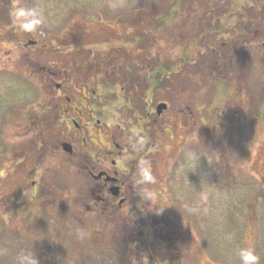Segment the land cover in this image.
<instances>
[{
    "label": "rangeland",
    "instance_id": "374dc122",
    "mask_svg": "<svg viewBox=\"0 0 264 264\" xmlns=\"http://www.w3.org/2000/svg\"><path fill=\"white\" fill-rule=\"evenodd\" d=\"M173 1L18 0L41 6L46 17L37 33L26 34L13 28L8 16L11 0H0V264H16L17 255L28 251L35 252L40 264H143V260L144 264H168L165 258L174 264H238L234 249L249 243L264 264V113L254 109L248 89L243 97L230 99L225 109L224 102H211L207 82L188 78L190 64L180 63L187 55H200L188 39L209 2L185 0L165 22ZM218 3L232 5L230 15L236 19L244 13L243 6H255L256 0ZM223 20L231 30L233 24ZM259 24L255 36L247 35L256 39L249 43L248 60L241 57L242 48L236 58L238 70L252 74L253 81L250 76L246 79L249 85L264 73L257 59L264 43ZM261 24L264 27V20ZM136 33L144 40L128 38ZM229 38L228 31L218 36L223 43ZM126 48L141 54L135 63L144 67L136 69L141 74L135 73V79L152 77L156 69L157 105L170 102L157 127V183L153 186L158 195L155 208L163 211H149L150 202L141 206L138 200L114 212L105 210L92 199L88 181L77 178L72 170L53 165L48 174L43 167L29 173L34 170L31 161L19 162L23 151H16L19 160L12 173L15 157L10 149L30 147L37 138L18 125L33 103L39 105L52 96V86L42 82L43 74L49 68L56 70L59 61L71 59L63 56V50L67 55L83 50L81 61L95 52L98 71L104 72L106 55L111 54L106 52ZM90 49L93 52L88 53ZM230 49L226 43L223 50L229 53ZM94 87L105 88L101 74ZM187 104L193 105L196 116L188 119L186 127L189 110L179 115L176 108ZM100 110L105 116L106 107ZM56 133L52 130L51 137ZM192 147L206 155L201 154L196 169L186 173L181 162ZM53 155L50 161L61 163L64 156ZM169 221L176 231L171 249V239H166ZM78 231L85 233L83 238Z\"/></svg>",
    "mask_w": 264,
    "mask_h": 264
},
{
    "label": "flooded vegetation",
    "instance_id": "af4514ba",
    "mask_svg": "<svg viewBox=\"0 0 264 264\" xmlns=\"http://www.w3.org/2000/svg\"><path fill=\"white\" fill-rule=\"evenodd\" d=\"M257 30L258 25L255 21L250 26V35L255 36ZM141 35L136 33L128 38L142 41L144 38ZM250 40L251 45L256 42L252 37ZM247 47H249L248 43L241 52L246 59L250 57L252 49V46L251 49ZM86 51L93 52L92 49ZM63 52L65 58L71 59L59 61L56 70L49 68L43 74L42 82L44 85L52 86V96L48 100L38 102L39 105L33 103L32 108L29 109L31 112L29 111L24 122L21 121L18 125L26 128L27 135L32 133V136L34 134L37 138L35 141L31 140L30 147L20 150L19 147L10 149L12 157H15L11 159L13 166L11 171L15 173V167L18 165L16 151H23L19 162L31 161L34 166V170L29 172L31 174L40 167H43L48 174L50 167L60 165V168H65L67 171H74L77 178L88 181L91 185L92 199L100 201L105 206V210L114 212L118 208H123L127 202L140 201L138 194L129 185L130 173L134 171L138 159L143 157L150 160L154 174L157 172V127L161 126L159 121L163 114L157 113V100L154 96L157 93V70L154 69L152 77L136 80L135 73L141 74L136 69L144 66L139 67L135 63L137 56H141L138 53L134 55L135 49H111L110 52H106L111 54L106 55L104 72L98 71L95 52L85 55L89 57L86 61H81L83 50H79L81 54L78 55H67V50ZM80 63L84 65L81 66ZM77 65L79 66L76 69L79 70L75 69ZM44 68L48 67L44 66ZM99 74L105 79V88L102 90L94 87ZM167 103L165 111L170 108V102ZM103 106L106 107L105 116L103 115L105 111L100 110ZM187 109L190 115L188 114L186 118V127L189 123L188 119L195 120L193 105L187 104L186 108H176L179 115L186 113ZM13 110V116H17V110L14 107ZM196 124L197 122H194L193 125ZM52 130L57 132L53 138L50 135ZM131 133H139L146 138L147 143L142 152H133L124 143L123 137ZM65 142L71 144V151L64 148ZM125 152L126 155L122 156ZM54 153L64 156L61 163L50 161L54 158ZM117 158H121L122 166L119 169ZM57 172L55 171V175ZM103 192H108L107 197L102 195ZM133 204L139 207L137 203ZM132 208L134 209L133 206ZM167 224L170 228L166 239H171L169 242L171 249L173 248L171 242H174L172 238L176 231L173 229V223L169 221ZM164 260L168 264H174L170 258Z\"/></svg>",
    "mask_w": 264,
    "mask_h": 264
},
{
    "label": "trees",
    "instance_id": "16d2710c",
    "mask_svg": "<svg viewBox=\"0 0 264 264\" xmlns=\"http://www.w3.org/2000/svg\"><path fill=\"white\" fill-rule=\"evenodd\" d=\"M183 1L185 0L173 1L167 12L169 14H166L167 16L164 17L165 22L169 20L168 18L174 16L173 13H176L181 8ZM200 1L209 2L210 5L207 4L208 6H206L208 8L206 10L208 11L204 10L202 14H199L202 16H199L201 22L195 30H191V37L188 39L189 44L192 45L200 55L193 56V58L187 55L180 64H190L188 67L190 71L186 72L190 80L200 78L208 83L209 86L207 90L211 94V102H224V108L227 109L230 99L234 101L239 97H243V91L248 89L249 100L252 102L254 109H257L260 113L259 115H261L264 113V83L262 82L264 80V73H261L263 79L261 75H258L256 81H254L255 83L250 82L249 85L246 79H248L249 76L251 78L252 74L250 71L240 72L236 67V58L239 56L238 52L240 50L238 49H244L245 44H249L251 41L250 37L246 35L250 33L249 30L252 23L256 21L258 25L260 21L259 30L264 33V27H262L261 24L262 20H264V0H256L255 6L250 5V3L243 6L242 12L244 13L236 15V19L235 16L232 17V15H230V8L232 5L228 8L224 5V7L221 6V3H218L219 0ZM164 9L165 6L160 7L161 12L165 11ZM237 9L240 8L236 7V10ZM158 13L160 14L159 10ZM223 18L229 20L230 24H233L231 30H229V26L231 25H227ZM204 20L207 22L203 23ZM225 31L231 34V38L226 41V43H229V47L231 45L230 51L232 50V52L229 53L223 50L226 43L218 39V36ZM202 51L205 52L204 55H202ZM220 51L224 53H218ZM240 54L241 57L248 60L242 53ZM257 59L259 64H262L264 68V43L259 46ZM164 72V70H161V73ZM244 79L246 82H244ZM251 81H253L252 78Z\"/></svg>",
    "mask_w": 264,
    "mask_h": 264
},
{
    "label": "clouds",
    "instance_id": "9594fccd",
    "mask_svg": "<svg viewBox=\"0 0 264 264\" xmlns=\"http://www.w3.org/2000/svg\"><path fill=\"white\" fill-rule=\"evenodd\" d=\"M8 16L15 31L26 34L37 33L44 25L46 19L44 10L41 6H27L19 3L18 0H11L8 6ZM14 139L15 137H13V140ZM123 141L133 152H142L147 143L146 138L139 133L127 134L123 137ZM201 154L206 155L195 147H192L185 152L181 163L184 166L186 173L188 170L196 169ZM125 155L126 152L122 153V156ZM121 166V158H117V168L119 169ZM130 175L131 180L129 185L133 187L140 197L141 206L144 202H150L147 210L150 211L155 209L157 213L162 212L163 208H155V206L158 205V203H156L158 195L153 186L157 183V179L151 161L141 157L136 161L134 171L131 172ZM102 195L107 197L108 192H103ZM189 211L196 213L198 210L189 209ZM84 234L83 231H78L77 233L80 238H83ZM234 255L238 260V264H261L262 261V257L257 252L256 247L251 243L246 246H237L234 249ZM16 264H40V262L34 251H28L21 252L17 255Z\"/></svg>",
    "mask_w": 264,
    "mask_h": 264
},
{
    "label": "water",
    "instance_id": "95a60500",
    "mask_svg": "<svg viewBox=\"0 0 264 264\" xmlns=\"http://www.w3.org/2000/svg\"><path fill=\"white\" fill-rule=\"evenodd\" d=\"M167 107V103L165 102H161L158 107H157V110H158V113L161 114L163 112V110ZM64 148L68 151H71V144L68 143V142H65L64 143Z\"/></svg>",
    "mask_w": 264,
    "mask_h": 264
}]
</instances>
